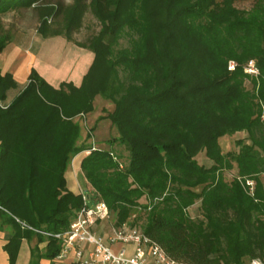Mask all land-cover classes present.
<instances>
[{"label": "trees", "instance_id": "obj_1", "mask_svg": "<svg viewBox=\"0 0 264 264\" xmlns=\"http://www.w3.org/2000/svg\"><path fill=\"white\" fill-rule=\"evenodd\" d=\"M235 1L0 0V15L36 10L43 37L73 41L87 8L100 25L87 42L73 41L94 55L79 86L55 88L31 68L5 103L16 81L0 70V230L9 231V264L22 240L36 239L33 264L58 255L59 241L42 232L65 230L83 204L64 176L82 151L88 198L107 204L115 226L140 227L180 264L264 263V0L248 9ZM8 41L0 34V51ZM249 60L255 75L244 70ZM97 95L113 104L98 119L115 128L109 145L124 146L123 162L112 147L79 142L75 118L93 111ZM239 131L238 150L222 152L218 139ZM200 152L210 166L198 163Z\"/></svg>", "mask_w": 264, "mask_h": 264}, {"label": "rangeland", "instance_id": "obj_2", "mask_svg": "<svg viewBox=\"0 0 264 264\" xmlns=\"http://www.w3.org/2000/svg\"><path fill=\"white\" fill-rule=\"evenodd\" d=\"M53 2H62L64 5L69 4L72 2V0H51ZM87 1V0H86ZM252 5L251 0H236L235 6L238 8H245L248 9ZM38 14L36 10L33 8H24V9H18L11 12H8L6 14L0 15V34L8 33L9 37H15L17 39H21L22 45H38V39L39 34L36 31V28L38 26ZM100 28L98 20L95 18V16L92 14L89 8H87L84 11L81 26L77 31H74L72 33L73 41L77 42H87L88 39L95 34ZM63 39L66 40L64 42L62 40V44L60 45L59 49L55 46L52 48L51 46H47V49L44 50L46 56L60 55V49L61 53L66 52L67 46L70 44L76 45L73 41H69L61 36ZM56 39V38H53ZM27 40V41H24ZM29 40V41H28ZM27 42V43H26ZM48 44L51 43L50 40L47 41ZM62 46V47H61ZM43 52V53H44ZM59 52V53H58ZM25 62L24 57L19 58V70H24L23 63ZM19 79H21L23 76L19 74ZM23 82L20 81L19 87ZM16 91V90H14ZM13 91V92H14ZM94 109L91 113L84 114V117L77 116L75 119L80 123L81 125V136L79 139V142L84 145H90L94 147H101V148H107L110 149L112 147L115 149L116 152H119L121 154L120 161H125L127 151L124 149L123 145H120L118 143H112V146L109 145V140H111L116 135L115 128L111 125L110 121L105 118L98 119L101 115H105L107 111H110L113 108V104L110 100L105 99L104 97L97 95L94 99ZM82 117V118H81ZM103 119V120H102ZM101 120V121H100ZM93 127V129H91ZM87 134L89 136H87ZM246 133L244 131H239L234 134H226L221 136L218 139V142L220 144V148L222 152L227 151H237L239 148V141H245ZM84 154V151L79 152L76 154L71 162L68 164L67 169L64 173L65 179H66V186L67 188L72 191L73 193H78L80 191H84L85 194L87 192L85 191L87 189L85 178L80 170V160ZM196 160L198 163L204 165V166H210L213 161L208 158L204 152H200L196 156ZM235 173V170H225L224 171V177L226 180H229L232 178L233 174ZM246 184L249 187V190H252L253 183L248 184V181H246ZM88 203L90 205H94L96 203L95 199H89ZM199 203L196 202L194 205L190 206L188 208V211L191 215H195L198 210ZM110 224L108 222H102L99 226L102 231H108ZM137 227V226H136ZM141 229L140 227H138Z\"/></svg>", "mask_w": 264, "mask_h": 264}, {"label": "built area", "instance_id": "obj_3", "mask_svg": "<svg viewBox=\"0 0 264 264\" xmlns=\"http://www.w3.org/2000/svg\"><path fill=\"white\" fill-rule=\"evenodd\" d=\"M234 66V61L228 62V69ZM244 70L253 75L258 73L253 60L247 62ZM252 183L248 181V184ZM80 192L83 204L68 227L55 233L42 232L59 241L60 251L56 258L65 259L73 253V264H180L138 227L128 223L115 226L104 201L98 200L90 205L88 195ZM104 221L110 224L106 232L99 228ZM247 264L264 263L260 258H251Z\"/></svg>", "mask_w": 264, "mask_h": 264}, {"label": "crops", "instance_id": "obj_4", "mask_svg": "<svg viewBox=\"0 0 264 264\" xmlns=\"http://www.w3.org/2000/svg\"><path fill=\"white\" fill-rule=\"evenodd\" d=\"M39 36L37 40L39 44L35 46L31 44L22 45L21 39L9 37V41L0 51V70L2 72L7 71L11 73L16 81V88L8 90L7 97L4 101L5 103H8L13 96L24 87L31 68H34L55 88H57L62 81H70L74 85L79 86L83 75L86 73L93 60L94 55L92 51L74 44L68 45L64 53H61L60 49L59 56L51 54L50 56H46L44 50L47 49V46H51L52 48L56 46L57 49H59L62 40L64 42H66V40L63 39L61 35L43 37L39 34ZM48 40H50L51 43L48 44ZM21 56L25 58V62L21 63L24 66L23 71L19 70L20 66L18 64ZM19 74L23 76L21 79H19ZM20 81L23 82L21 87H19ZM99 115H101V113H99ZM82 117H84V115ZM103 119L105 120V118ZM8 236L9 231L7 229L0 230V264H9L7 253L3 249V245L6 243ZM35 242V238L31 239L29 242L22 240L15 264H33L30 248L34 246ZM44 245V242L40 243L39 247L42 248ZM38 264H73V253H70L65 259H58L56 257L53 259L41 258Z\"/></svg>", "mask_w": 264, "mask_h": 264}]
</instances>
